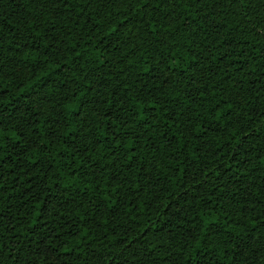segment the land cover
<instances>
[{
  "label": "trees",
  "instance_id": "trees-1",
  "mask_svg": "<svg viewBox=\"0 0 264 264\" xmlns=\"http://www.w3.org/2000/svg\"><path fill=\"white\" fill-rule=\"evenodd\" d=\"M0 264H264V0H0Z\"/></svg>",
  "mask_w": 264,
  "mask_h": 264
}]
</instances>
